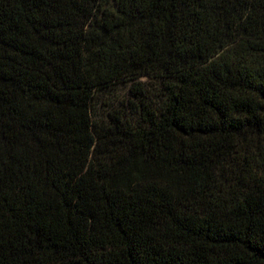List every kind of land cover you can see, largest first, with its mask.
Returning <instances> with one entry per match:
<instances>
[{"label": "trees", "instance_id": "1", "mask_svg": "<svg viewBox=\"0 0 264 264\" xmlns=\"http://www.w3.org/2000/svg\"><path fill=\"white\" fill-rule=\"evenodd\" d=\"M0 264H264V0H0Z\"/></svg>", "mask_w": 264, "mask_h": 264}]
</instances>
